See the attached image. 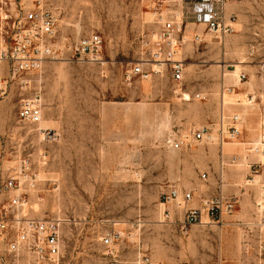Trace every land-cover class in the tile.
I'll return each mask as SVG.
<instances>
[{
  "label": "rangeland",
  "instance_id": "obj_1",
  "mask_svg": "<svg viewBox=\"0 0 264 264\" xmlns=\"http://www.w3.org/2000/svg\"><path fill=\"white\" fill-rule=\"evenodd\" d=\"M187 6L188 0H54L59 32L71 42L98 34L103 61L50 60L42 72L26 75L25 90L13 80L0 96V133L10 132L2 174L19 155L34 162L37 184L27 192L24 213L66 220L62 264H106L101 236L112 228L123 259L140 251L162 264H264V250L247 225L256 218L264 183V157L250 151L264 143V0L227 3L236 20L222 41L200 25L202 42L196 43L189 25L178 55L185 61L181 82L166 66L155 67L160 73L148 80H123L124 69L152 49L164 20L184 15ZM237 68L245 77L223 82L222 72ZM8 76L0 63V81ZM38 84L42 121L20 122L19 99ZM198 92L204 97L196 98ZM233 115L240 134L221 148L219 129L226 131ZM38 126L54 128L58 139L43 141ZM202 126L210 140L181 149L167 145L168 136ZM220 184L224 195L239 198L233 213L218 224L182 229V198L167 203L163 194L171 187L180 195L191 190L187 205L199 206Z\"/></svg>",
  "mask_w": 264,
  "mask_h": 264
},
{
  "label": "built area",
  "instance_id": "obj_2",
  "mask_svg": "<svg viewBox=\"0 0 264 264\" xmlns=\"http://www.w3.org/2000/svg\"><path fill=\"white\" fill-rule=\"evenodd\" d=\"M231 1L188 0L184 15H174L164 20L160 32L153 39L152 49L141 52L139 60L131 62L124 69L123 80H148L152 74L160 73L159 68L155 67L166 66L172 79L181 82L185 61L178 55L182 44L187 41L185 33L188 26H195L191 28V33L196 43L202 42V33L197 29L200 25L222 41L234 31L236 15L226 12V4ZM101 51L102 39L96 33L71 42L59 32L54 0H0V63L6 64L9 71V76L0 81V96L6 94L8 83L13 80L25 90L29 83L26 75L40 73L50 60H90L98 63L103 61ZM244 77V74L239 75V79ZM195 97L201 99L204 95L198 92ZM17 118L26 124L40 123L42 98L39 89L19 99ZM239 120L238 115H233L228 129H219L217 142L221 147L225 141L239 136ZM38 131L47 142L58 139V133L52 129L38 127ZM2 139L0 133V194L4 195L0 204V264H62V235L66 220L59 215L39 218L24 213L27 192L35 188L37 174L33 171L31 158L24 155H19L7 174H2L1 165L5 156L1 148ZM210 139V129L202 126L190 129L188 134H172L167 137L166 143L173 149H181L190 146L194 140ZM250 151L264 157V143L254 144ZM249 168L253 169V164ZM203 177H206L205 173ZM248 182L253 185V179H248ZM259 190L255 201L256 218L247 225L255 230L259 250H264V183ZM163 195L167 203L182 198L183 217L179 220L182 229L193 224H218L224 215L232 214L238 204L237 196H226L221 191L201 197L196 207L187 205L194 197L191 190L180 195L177 188L171 187ZM164 212V217L170 219L169 212ZM204 218H208L209 222ZM116 240L118 232L114 228L101 236V242L106 248V264H162L140 251L131 260L119 257ZM177 264L199 263L182 261Z\"/></svg>",
  "mask_w": 264,
  "mask_h": 264
},
{
  "label": "crops",
  "instance_id": "obj_3",
  "mask_svg": "<svg viewBox=\"0 0 264 264\" xmlns=\"http://www.w3.org/2000/svg\"><path fill=\"white\" fill-rule=\"evenodd\" d=\"M41 72H42V71H41ZM38 86H39V84H38ZM38 86H35V90H37V89L40 90V92H41V98H42V100H43L42 87H41V85H40L39 87H38ZM42 106H43V102H42ZM42 116H43V115H42ZM41 121H42V118H41ZM41 121H40V122H41ZM39 124H40V123H39ZM39 124H38V125H39ZM38 127H40V126H38ZM41 128H48V127H44V126H43V127H41ZM48 129H52V130L56 131L54 128H48ZM37 130H38V128H37ZM56 132H57V131H56ZM57 133H58V132H57ZM58 134H59V133H58ZM2 135H3V139H2V142H3V143H2V145H1V148L3 149V151H4L5 155H6V154H9V153H8V150H7V149H8V148H7V142H9L8 140H9V137H10V132H5V133H3ZM42 140L45 141V140L43 139V137H42ZM46 142H47V141H46ZM221 148H222V147H221ZM41 154H44V156H45V152H39L38 156H41ZM222 154H223V153H222V150H221V157L223 156ZM39 160L42 161L43 159H41V157H39ZM33 166H34V162L32 163V167H33ZM248 167H249V166H248ZM7 170H9V168H6V169H5V173H6V174H7V172H8ZM35 170H36V168L33 167V171H34V172H36ZM3 172H4V170H3ZM36 174H37V173H36ZM223 186H224V185H222V184L219 185V191H221V192L224 194V192H223V191H224V190H223ZM213 195H214V194H213ZM236 195H237V194L235 193L233 196H236ZM238 203H239V198H238ZM198 204H199V203H198ZM196 206H197V205H193V204H192V205H191V204L188 205V207H196ZM104 254H105V252H104ZM118 256L121 257V255H120L119 253H118Z\"/></svg>",
  "mask_w": 264,
  "mask_h": 264
},
{
  "label": "bare ground",
  "instance_id": "obj_4",
  "mask_svg": "<svg viewBox=\"0 0 264 264\" xmlns=\"http://www.w3.org/2000/svg\"><path fill=\"white\" fill-rule=\"evenodd\" d=\"M218 62V61H217ZM237 67L239 66L238 64L236 65ZM222 78H223V82L225 81H230L232 78L236 80V83H239V76H238V68L235 69V70H228V71H223L222 72ZM188 94V93H187ZM185 94L184 96H186V99H189V96ZM246 94V93H245ZM185 98V97H184ZM239 100V98L237 99ZM230 103V101H228V104ZM244 103V102H243ZM239 105V104H238ZM242 126V125H241ZM41 127V126H40ZM251 128H254V127H251ZM254 130V129H253ZM256 130V129H255ZM255 144V143H254ZM260 145V144H259ZM245 161V160H244ZM243 164V163H241ZM257 176H260V175H257ZM227 177V175H226ZM235 178V177H234ZM258 180H259V177H258ZM206 222H209V221H206Z\"/></svg>",
  "mask_w": 264,
  "mask_h": 264
}]
</instances>
